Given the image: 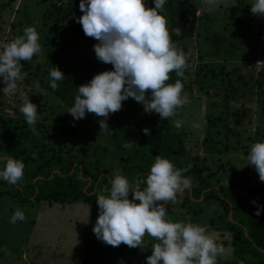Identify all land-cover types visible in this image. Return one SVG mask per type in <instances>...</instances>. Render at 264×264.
<instances>
[{
	"label": "rangeland",
	"instance_id": "374dc122",
	"mask_svg": "<svg viewBox=\"0 0 264 264\" xmlns=\"http://www.w3.org/2000/svg\"><path fill=\"white\" fill-rule=\"evenodd\" d=\"M49 1L10 0L7 5L0 6V45L21 35L26 26H33L36 29L39 35L38 42L41 45L39 54L34 55L31 60L20 61L26 75L22 81L17 82L15 92H0L1 118L24 121L18 108L22 102L21 96L28 95L30 101L37 106L38 116L45 118L43 119L44 127L47 129L38 132V136H41L44 142L50 143L55 148L57 146L62 147L63 152L67 151L70 146H72L70 151L79 149L80 146H84L83 140L86 144L92 142L94 145L104 146L106 148V168L108 172L113 173L118 168L117 160L119 158L113 132L130 135L144 134L142 128L147 127L150 133L162 129L166 124L172 128L174 127L172 120L179 119L181 125L189 131L190 144L196 143L195 146L200 153L201 147L197 144L202 136L200 124L203 116L207 112L213 114L220 112L224 105L232 108L243 107L246 114L242 124L229 133L227 137L228 148L225 153L220 155L222 161L228 162L226 167L228 164H232L235 171L232 177L228 176L229 169L224 172L220 171L218 175L221 182L228 183L233 180L234 188L245 196L246 200H255L250 196V189L260 188L261 193L258 198L264 200V182L259 180L255 169L246 164V154L250 145L255 141L264 139V109L255 103V89L249 88L252 84L251 75L264 65V17L254 16L250 13L249 4L251 0H190L195 11L194 15L189 16L187 20V28L192 33L185 43L187 48L184 54L186 60L191 62L192 69L198 63L221 65L226 70L236 68L237 72L243 76V81L246 82L241 86L240 95L236 99L223 101L212 89L206 94L203 90H199L196 84H193L191 89L183 91V94L187 95L188 102L177 110V115L161 120L155 112L145 113L142 105L129 97L121 102V108L118 111L110 113L104 118L108 127L102 130L98 124V120L102 119L101 117H97L93 113H86L83 118L73 120V117L65 110L69 106H66L49 91L34 86L35 82L43 80L44 63L47 60L56 58L64 60L79 70L86 81L93 74L103 71L105 67H112L111 64L102 63L95 57L92 45L96 41L85 36L80 24L74 19L81 15L80 10L64 14L62 20L66 29H64L65 33L61 40L56 39L54 42L51 40L49 46L42 43L44 36L52 34L51 30L48 29L49 25L43 23V16ZM240 2L242 5L239 4ZM231 6H236L233 17L229 15ZM236 16L239 19L242 18V23L234 20ZM3 86L4 84L0 82V87ZM69 125L81 135L80 139L70 135ZM7 128V123L2 124L0 122V136L6 134L4 131ZM46 132L52 136L49 138L44 136L43 134ZM213 159L214 163L217 162V159ZM214 163H212V167H215ZM180 200V197H175L174 201L161 203L168 209V207L175 206ZM52 204L54 205L51 206V203L45 201L18 203L12 201L6 194L0 193V240H3V244L0 245V264L68 263L69 259L58 260L59 254L53 250L57 242L62 241V236L55 235V237L45 238L42 237L43 235L39 236L40 228L46 229L47 232L51 230L53 233L56 227L58 231L63 229L65 231V229L69 230L68 227L73 226L70 224V219L63 220L62 216L59 217L58 212H51L50 210L48 213L45 209V212L42 213L44 207L56 205V203ZM214 208L215 210L218 209L214 206L205 207L208 214H212ZM17 209L23 212L24 220H17L15 224H12L9 222L10 217L13 211ZM71 212L77 213V216L88 217L92 229V224L98 215V206L88 205V208L83 206L72 209ZM41 214H45L44 219ZM166 215L169 219L180 220L176 213L172 214L166 211ZM81 223L84 224L80 221L79 224ZM91 229H89V235L91 238L95 237L94 246L99 250L104 249L105 260L108 264H113L118 255L122 258V264H146L145 257L151 254L150 247L155 242L154 238L145 234L142 239L144 249L139 246L130 248L123 243L114 247L98 240ZM42 239L48 247L47 249L43 248L44 243L40 242ZM66 241L68 243V238ZM70 244L72 245L73 242L71 241Z\"/></svg>",
	"mask_w": 264,
	"mask_h": 264
},
{
	"label": "clouds",
	"instance_id": "9594fccd",
	"mask_svg": "<svg viewBox=\"0 0 264 264\" xmlns=\"http://www.w3.org/2000/svg\"><path fill=\"white\" fill-rule=\"evenodd\" d=\"M165 3L166 0H152L149 7L147 0H79L81 15L74 19L83 34L96 41L92 48L97 60L112 67L76 86L73 103L65 109L73 120L93 113L102 118L98 120L102 130L108 127L104 118L118 111L121 102L129 97L139 102L145 113L155 112L161 120L175 117L188 102L187 95L182 94L181 79L168 82L170 72L182 78L187 63L184 53L170 39L162 14ZM249 5L251 14L264 17V0H251ZM38 41L36 29L26 26L21 35L0 45V82L4 84L0 92H15L17 82L26 75L20 61L40 53ZM64 76L57 66H51L49 88L55 90L57 81ZM34 86L39 88V83ZM21 101L18 111L35 132L37 106L28 95H22ZM172 125L179 130L181 121L173 119ZM142 132L147 135L149 129L144 127ZM246 160L264 182V139L250 145ZM188 167L177 168L158 154L143 180L129 182L119 172L113 175L108 194L95 198L98 215L91 230L96 238L114 247L123 243L144 249L142 239L147 234L155 242L151 244V254L145 257L146 264H216L218 256H229L231 249L219 244L206 226L167 218L161 202L174 201L178 191L190 187L191 178L182 175ZM23 168L20 159L0 154V180L16 184L23 176ZM250 202L256 205L255 215H260L264 205ZM17 220H24L19 209L13 211L9 222L15 224ZM81 221L88 223V217Z\"/></svg>",
	"mask_w": 264,
	"mask_h": 264
},
{
	"label": "trees",
	"instance_id": "16d2710c",
	"mask_svg": "<svg viewBox=\"0 0 264 264\" xmlns=\"http://www.w3.org/2000/svg\"><path fill=\"white\" fill-rule=\"evenodd\" d=\"M8 3L10 0L1 1L0 6ZM78 4L79 0L49 1L43 23L49 25L48 29L52 34L43 37V44L49 46L51 40H61L66 29L62 20L64 14L79 10ZM239 4L242 5L241 2ZM147 6H152V0H147ZM230 9L229 15L233 17L236 6H231ZM194 11L190 0H166L163 6L162 14L166 18L170 39L184 54L187 51L185 43L192 33L187 28V20L189 16L194 15ZM234 20L242 23V18L239 19L238 16ZM186 63L182 78L176 77L174 72L169 73L168 82L181 79L182 94L184 90L191 89L192 85L196 84L197 88L206 94L212 89L221 100L229 101L240 95L241 86L246 83L236 68L226 70L221 65L198 63L192 69L191 62L186 60ZM51 66H57L65 75L63 80L57 81L58 87L55 90L48 86V72ZM44 67V78L38 82L39 89L49 91L66 106H70L76 94V86L86 82L81 72L59 58L47 60ZM21 71L24 73L23 68ZM251 78L252 84L249 88L255 89V103L264 109V65L251 75ZM245 114L243 107L232 108L228 105H224L216 114L207 112L200 124L202 136L197 144L201 147L200 153L196 143L190 144L189 131L182 125L177 130L175 127L169 128L166 124L162 129L147 135L121 134L115 131L112 135L117 144L119 158L118 168L113 173L107 171L104 146L94 145L92 142L86 144L83 140L84 146L74 151H70V146L63 152L62 147L55 148L38 136L39 131L47 129L44 127L45 118L38 116L39 119L34 125L36 131L33 132L25 121L0 117L2 124H8L4 131L6 134L0 136V154L20 159L24 165L23 176L16 184L9 185L0 180V193L18 203L82 202L96 206V196L108 194L113 175L119 172L129 182L143 180L154 161V156L159 154L177 168L190 165L188 170L182 173L191 178L190 187L177 192L176 197L181 198L180 202L168 207L166 211L178 214L180 221L190 220L206 226L216 235L219 244L231 249L229 256H218L216 264H264V208H261L260 215H255L256 205L250 202L252 199L246 200L245 196L234 188L233 180L224 183L218 175L220 171L229 169L228 176L232 177L235 171L232 164L226 167L228 162L222 161L220 155L228 148L229 133L242 124ZM68 131L76 139L81 138L74 127L69 125ZM43 135L48 138L52 136L48 132ZM213 158L217 159V162L214 163ZM212 163L215 167H212ZM260 193V188L250 189V196L257 204L264 205V200L258 198ZM129 198L131 199V193ZM206 206H214L219 210L214 208L212 214H208ZM1 244L3 240H0Z\"/></svg>",
	"mask_w": 264,
	"mask_h": 264
},
{
	"label": "crops",
	"instance_id": "0c3cea01",
	"mask_svg": "<svg viewBox=\"0 0 264 264\" xmlns=\"http://www.w3.org/2000/svg\"><path fill=\"white\" fill-rule=\"evenodd\" d=\"M54 204H51V206ZM44 207V210L42 211V213L45 212H58L59 217L61 218V216L63 217V220L67 221V219H70V224H72V227H68L69 230L64 231H58L55 227V231L53 233H51L52 231L49 230V232H47L46 229H41L39 230V233L41 235H43L42 237H50V236H54L55 235H60L62 236V241H64V243H61L60 241L57 242L56 246L53 248V250L57 251V253L59 254V258L60 259H69V261H67V264H70V259L72 264H108L105 260V251L104 249L99 250L97 249V247H95L94 245V241L95 237L91 238L89 233L91 229V222L88 218V223H80V221L82 219H87L86 217H81V216H77V213H72L71 210L72 209H77L83 206H86L88 208V204L86 203H82V202H76V203H64L63 205H61L60 203L56 202V205L54 207ZM40 214V213H39ZM41 216L44 219V215L41 214ZM74 219V221H73ZM47 219H45L46 221ZM61 220V219H60ZM47 222V221H46ZM53 223V222H51ZM62 223V221H61ZM55 225V224H53ZM87 225V226H86ZM58 232V234H57ZM56 233V234H55ZM48 236H47V235ZM38 236V237H39ZM43 238V239H44ZM68 238V243H66V239ZM73 238H75V240H73ZM43 239L40 242H43ZM55 240V239H54ZM58 240V239H57ZM66 241V242H65ZM73 242V244L71 245L70 242ZM56 242V241H55ZM54 242V243H55ZM98 242V241H97ZM53 243V240H52ZM71 245V246H70ZM65 247H67V249H65ZM43 248H48L46 246V244L44 243V247ZM80 255V256H79ZM73 256V257H72ZM53 258V257H51ZM102 259V260H101ZM115 262H113V264H122V258L119 257V255L116 257V259H114ZM113 260V261H114Z\"/></svg>",
	"mask_w": 264,
	"mask_h": 264
},
{
	"label": "water",
	"instance_id": "95a60500",
	"mask_svg": "<svg viewBox=\"0 0 264 264\" xmlns=\"http://www.w3.org/2000/svg\"><path fill=\"white\" fill-rule=\"evenodd\" d=\"M229 214H230V212H229Z\"/></svg>",
	"mask_w": 264,
	"mask_h": 264
}]
</instances>
